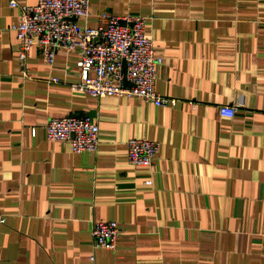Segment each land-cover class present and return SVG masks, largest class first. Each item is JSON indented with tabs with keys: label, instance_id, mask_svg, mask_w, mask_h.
Here are the masks:
<instances>
[{
	"label": "crops",
	"instance_id": "1",
	"mask_svg": "<svg viewBox=\"0 0 264 264\" xmlns=\"http://www.w3.org/2000/svg\"><path fill=\"white\" fill-rule=\"evenodd\" d=\"M89 6L93 25L103 12L147 18L164 58L156 90L178 102L73 89L77 52L50 66L33 46L21 77V10L0 0V264H264V0ZM65 116L97 122V152L47 139ZM130 139L160 143L152 168L129 163ZM99 221L118 223L114 250L94 249Z\"/></svg>",
	"mask_w": 264,
	"mask_h": 264
},
{
	"label": "built area",
	"instance_id": "2",
	"mask_svg": "<svg viewBox=\"0 0 264 264\" xmlns=\"http://www.w3.org/2000/svg\"><path fill=\"white\" fill-rule=\"evenodd\" d=\"M9 4L21 10L19 23L12 27L19 40L21 77L30 78L28 59L33 46L39 48L50 66L58 51L77 52L82 79L73 84V89L97 99L136 97L157 106L177 104V99L162 96L156 90L157 69L164 58L145 34L146 17L103 12L96 16L97 23L93 25L89 22L93 16L90 0H38L35 5L9 0ZM219 113L234 117L236 108L221 106ZM99 132V125L89 116L54 117L46 125L49 141L67 142L76 154L97 152ZM127 147L131 165L149 168L160 152V143L154 140L130 139ZM121 234L116 221L96 222L92 229L94 249L114 250Z\"/></svg>",
	"mask_w": 264,
	"mask_h": 264
}]
</instances>
